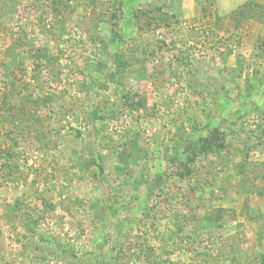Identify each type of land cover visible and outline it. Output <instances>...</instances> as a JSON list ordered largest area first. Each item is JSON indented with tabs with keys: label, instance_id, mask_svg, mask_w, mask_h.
Masks as SVG:
<instances>
[{
	"label": "rangeland",
	"instance_id": "rangeland-1",
	"mask_svg": "<svg viewBox=\"0 0 264 264\" xmlns=\"http://www.w3.org/2000/svg\"><path fill=\"white\" fill-rule=\"evenodd\" d=\"M249 1L0 0V264H264Z\"/></svg>",
	"mask_w": 264,
	"mask_h": 264
},
{
	"label": "trees",
	"instance_id": "trees-1",
	"mask_svg": "<svg viewBox=\"0 0 264 264\" xmlns=\"http://www.w3.org/2000/svg\"><path fill=\"white\" fill-rule=\"evenodd\" d=\"M254 8H258V10H257V13H258V16L260 15V13L262 14L263 13V9H264V5H258V4H254L251 0L249 1V2H247V3H245L244 4V6L242 7V11L243 12H246V13H248L249 15H250V13H252L253 12V10H254ZM247 14V15H248ZM250 16H254V15H250ZM256 17L258 20H260V21H262V18L261 17ZM13 108H11V107H9V108H7V109H4L5 110V113L7 114V115H9L10 117H11V120L15 123V119H14V117H13V110H12ZM29 114V113H28ZM27 114V115H28Z\"/></svg>",
	"mask_w": 264,
	"mask_h": 264
},
{
	"label": "crops",
	"instance_id": "crops-1",
	"mask_svg": "<svg viewBox=\"0 0 264 264\" xmlns=\"http://www.w3.org/2000/svg\"><path fill=\"white\" fill-rule=\"evenodd\" d=\"M238 1L240 2V1H245V0H235V2H238Z\"/></svg>",
	"mask_w": 264,
	"mask_h": 264
}]
</instances>
